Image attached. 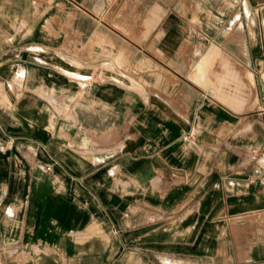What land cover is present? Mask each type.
<instances>
[{"label": "crops", "instance_id": "obj_1", "mask_svg": "<svg viewBox=\"0 0 264 264\" xmlns=\"http://www.w3.org/2000/svg\"><path fill=\"white\" fill-rule=\"evenodd\" d=\"M4 1L0 264H264V0Z\"/></svg>", "mask_w": 264, "mask_h": 264}, {"label": "rangeland", "instance_id": "obj_2", "mask_svg": "<svg viewBox=\"0 0 264 264\" xmlns=\"http://www.w3.org/2000/svg\"><path fill=\"white\" fill-rule=\"evenodd\" d=\"M4 2H6V0L4 1ZM23 5H19V7H22ZM28 7V6H27ZM5 7H3L2 8V11H4L5 12ZM127 9H128V7H127ZM1 17V16H0ZM9 18H12V15H9V14H4L1 18H0V46H3V45H6V44H9V43H12V42H16V40L18 39V38H16V39H14L13 38V33L14 32H17V29L19 30V29H21V28H24L25 26H27L28 27V25L31 27L33 24H34V22H31V23H27V22H17L16 21V19H17V15L15 16V22H13L14 24H16V26H15V28L17 27V29L16 30H13V28L11 27V22H8L7 20L9 19ZM10 24V25H9ZM15 40V41H14ZM128 40H134V38H131V39H128ZM30 41H32L31 39H30ZM135 41V40H134ZM83 56H85V57H88V56H90V55H87V54H82ZM156 56H159V55H157L156 54ZM73 62H75V63H79V61L77 60V59H71ZM131 71H129V69H128V72L127 73H130ZM20 76H23V73L22 72H17V73H15V75L7 82V85L10 83V81L11 80H13V79H18V77H20ZM11 84H13V82H11ZM15 84V83H14ZM12 85L13 87H16L17 88V85ZM39 89H41V88H39ZM17 90V89H16ZM38 95H40V94H38ZM41 96H44V95H42L41 94ZM51 96H52V98H54V99H56V100H58V101H60V100H62L61 98H59V97H57L56 96V94L55 93H52L51 94ZM46 97V96H45ZM47 98V97H46ZM49 101V100H48ZM50 102V101H49ZM50 104H51V102H50Z\"/></svg>", "mask_w": 264, "mask_h": 264}]
</instances>
